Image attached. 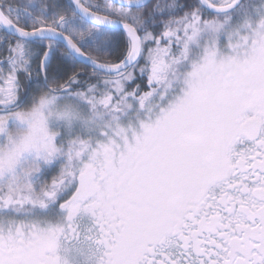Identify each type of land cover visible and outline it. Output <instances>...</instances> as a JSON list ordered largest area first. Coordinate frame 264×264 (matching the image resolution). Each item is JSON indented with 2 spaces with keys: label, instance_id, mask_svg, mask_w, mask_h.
Segmentation results:
<instances>
[{
  "label": "snow or ice",
  "instance_id": "snow-or-ice-1",
  "mask_svg": "<svg viewBox=\"0 0 264 264\" xmlns=\"http://www.w3.org/2000/svg\"><path fill=\"white\" fill-rule=\"evenodd\" d=\"M0 264H264V0H0Z\"/></svg>",
  "mask_w": 264,
  "mask_h": 264
}]
</instances>
